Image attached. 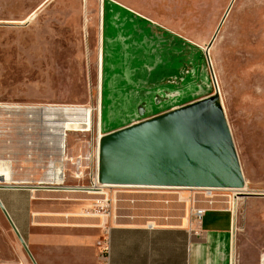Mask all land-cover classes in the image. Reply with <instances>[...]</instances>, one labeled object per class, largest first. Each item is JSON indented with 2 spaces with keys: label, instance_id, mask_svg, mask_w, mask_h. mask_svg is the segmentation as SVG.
I'll return each instance as SVG.
<instances>
[{
  "label": "rangeland",
  "instance_id": "rangeland-1",
  "mask_svg": "<svg viewBox=\"0 0 264 264\" xmlns=\"http://www.w3.org/2000/svg\"><path fill=\"white\" fill-rule=\"evenodd\" d=\"M228 8L208 52L242 190L264 193V0H0V168L60 209L106 218L98 242L115 225L186 220L212 262L264 263V195L47 188L62 177L65 187L99 188V136L213 94L205 50ZM68 107L91 112L92 130L64 131L83 116ZM0 250L2 261L30 262L2 209Z\"/></svg>",
  "mask_w": 264,
  "mask_h": 264
},
{
  "label": "water",
  "instance_id": "water-1",
  "mask_svg": "<svg viewBox=\"0 0 264 264\" xmlns=\"http://www.w3.org/2000/svg\"><path fill=\"white\" fill-rule=\"evenodd\" d=\"M227 15L205 50L214 93L102 134L98 142L100 185L169 189L245 187L208 52ZM1 182L4 178L0 176ZM3 187L36 188L0 185ZM240 193L264 195L262 192ZM0 208L33 264H38L1 199Z\"/></svg>",
  "mask_w": 264,
  "mask_h": 264
},
{
  "label": "crops",
  "instance_id": "crops-1",
  "mask_svg": "<svg viewBox=\"0 0 264 264\" xmlns=\"http://www.w3.org/2000/svg\"><path fill=\"white\" fill-rule=\"evenodd\" d=\"M32 192L29 188L3 187L0 199L37 263L103 264L97 242L107 219L60 209L48 194L37 197ZM204 255L186 220L154 229L137 223L115 225L110 230L108 264H221ZM0 264L33 262L0 259Z\"/></svg>",
  "mask_w": 264,
  "mask_h": 264
},
{
  "label": "bare ground",
  "instance_id": "bare-ground-1",
  "mask_svg": "<svg viewBox=\"0 0 264 264\" xmlns=\"http://www.w3.org/2000/svg\"><path fill=\"white\" fill-rule=\"evenodd\" d=\"M229 8L226 11L225 15L229 12ZM61 111L64 112L65 114H67V115H70V116L78 115V114H82L83 115L81 118H68L67 119L68 122L65 123L64 131L92 130V127H93V114L91 112L89 113L88 110H82V109L77 110V108L68 107V108H63ZM79 119H81V121ZM60 134H62V133H60ZM97 145H98V140H97ZM62 147H63V145H62ZM97 155H98V147H97ZM0 176L2 178H4V182H1V183H4L5 185H18V184H21V183H25V181H16L14 179V177L12 176V173L9 170L3 169V168H0ZM95 181L97 183H99L98 180H97V173H96V175L94 177V182ZM63 182H64L63 177L59 178V179H57V180H55V181H53L51 183H48V184H52V185L47 186V188L57 189V190H59V189L60 190H74V191L80 190V191L100 193L104 187H112V186L137 187V186L99 185V184H98L99 188H94L95 185H93L92 188H86V187H82V186H74V187L73 186H66L65 187V186H63ZM0 185H2V184H0ZM21 186H27V185H21ZM33 187H36V188H29V189H37V188H39V186H33ZM157 188H159V187H157ZM177 188L178 189H183V188H186V187H177ZM204 189H207V188H204ZM208 189H216V188H208ZM217 189H226V188H217ZM235 191H237L238 194H243V193H240V192H244V190H242V189H236Z\"/></svg>",
  "mask_w": 264,
  "mask_h": 264
},
{
  "label": "built area",
  "instance_id": "built-area-1",
  "mask_svg": "<svg viewBox=\"0 0 264 264\" xmlns=\"http://www.w3.org/2000/svg\"><path fill=\"white\" fill-rule=\"evenodd\" d=\"M100 137L101 136H99V138ZM98 142H99V139H98ZM97 147H98V145H96V161L98 162ZM97 180H98V172H97ZM162 189H169V188H162ZM206 190H214V189H206ZM205 212H206V210L204 208L195 209V211L193 212V216H194V220L196 223L202 222L203 217L205 215ZM191 223H192V221H191ZM158 226L159 225H157L154 221H150L145 225V227L148 229H154ZM110 230H111V228H107L105 230L104 237L98 242V245L100 248V256L103 260V264L109 263V258H110ZM190 232L194 233L192 228H190Z\"/></svg>",
  "mask_w": 264,
  "mask_h": 264
}]
</instances>
